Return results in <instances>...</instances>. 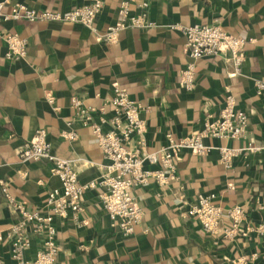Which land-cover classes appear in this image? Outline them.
<instances>
[{
  "label": "crops",
  "instance_id": "obj_1",
  "mask_svg": "<svg viewBox=\"0 0 264 264\" xmlns=\"http://www.w3.org/2000/svg\"><path fill=\"white\" fill-rule=\"evenodd\" d=\"M37 10L67 11L86 0H9ZM123 0H103L94 20L97 32L117 22ZM145 1L152 28H128L115 44H106L79 23L63 21L30 22L10 20L0 23V232L4 235L17 213L8 206L1 190L28 207L42 206L47 191L59 186L49 173L47 161L21 163L19 151L32 140L37 129H46V139L57 157L77 161L80 182L96 180L104 162L97 140L88 126L74 122L75 141L60 137L73 117L70 98L99 107L110 99L113 86L128 90L142 105L140 118L146 122L145 151L165 144V133L178 139L203 127L206 113L216 117L226 88L235 98L236 108L247 115V141L261 147L244 152L230 168L219 161L217 147H240L246 140L204 138L213 148L206 155L181 149L175 155L177 179L159 186L150 180L136 188L137 205L144 212L129 237L121 235L98 202L102 188L87 190L81 199L77 219H55L56 242L62 247L56 264H228L245 257L251 264H264V239L248 230L264 222V94L257 96L253 79L264 81V0H132V13L139 14ZM216 24L225 33L245 38V58L240 73L230 76L232 65L226 55L202 57L195 61L193 89L180 83V73L189 61L185 37L170 24ZM16 32L27 40L24 59L4 58L2 35ZM54 97L51 105L45 99ZM112 110L106 108L109 119ZM97 113L93 119L97 120ZM105 130H109L107 124ZM156 168L155 166H153ZM215 194L222 207L240 205L245 221L232 239L223 229L231 223L221 218L220 230L207 235L199 222L184 215L199 194ZM30 259L41 249L40 236L27 230ZM11 245L0 241L1 264H14ZM251 255L255 258L251 260Z\"/></svg>",
  "mask_w": 264,
  "mask_h": 264
},
{
  "label": "built area",
  "instance_id": "obj_2",
  "mask_svg": "<svg viewBox=\"0 0 264 264\" xmlns=\"http://www.w3.org/2000/svg\"><path fill=\"white\" fill-rule=\"evenodd\" d=\"M121 1L117 9L118 20L109 25L104 32H97L94 20L103 7V0H86L85 3L74 8L61 11L26 6L24 3L11 2L10 11L4 12V6L9 0H0V23L10 20H26L30 22L63 21L79 23L94 32L96 38L106 44H115L119 34L128 28H152L156 23L148 18V6L145 1L140 5L139 14L131 12L130 2ZM171 30L179 31L185 37V47L189 61L180 73V83L186 90L191 91L195 80V61L202 57L226 55L232 65L230 76L240 73L245 58L244 46L246 39L225 33L219 25L199 24L182 25L170 24ZM5 44L4 58L7 60L24 59L27 52V40L16 32H6L2 35ZM257 96L264 94V81L253 79ZM110 99L99 107L84 104L76 96L70 98V107L73 108V117L61 130L60 137L67 141H75L77 133L71 128L74 122L88 126L97 140L102 152L103 163L99 164V176L96 180L80 182L77 174V161L69 158L57 157L52 152V145L46 139V129H37L32 140L27 141L19 151L21 163L47 161L49 173L59 181L58 187L47 192L45 203L39 207H28L22 200H16L7 193L6 182H1V190L7 198L8 206L17 213V219L10 224L3 235L0 232V241L6 239L11 245V259L14 264H56L57 256L62 247L56 242L55 219L72 217L77 219L81 210V199L87 190L102 188L98 195V202L105 210L112 224H116L122 236L129 237L134 227L141 220L144 212L137 205L135 189L147 185L150 180L159 186L169 184L177 179L175 169V154L181 149L189 150L195 155H206L213 147L205 145L204 138H221L246 140L240 147H217L220 153L219 161L225 168H230L233 161L244 152H257L261 147L252 141H247V115L236 108L234 96L228 88L223 98V106L216 117L206 113L203 127L196 133L178 139L170 133H165V144L157 150L145 151L146 140L143 135L146 131V122L140 118L142 105L132 99L126 88L113 86ZM45 99L51 105L54 97L47 92ZM112 110L108 119L106 108ZM97 113V120L93 119ZM109 124L110 129L105 130ZM155 166L156 168H154ZM216 195L199 194L196 202L186 210L184 215L199 222L207 235H215L220 230V220L226 216L231 225L223 229L226 238L232 239L240 225L245 221V212L240 205L222 207L215 203ZM39 235L41 249L33 257L26 259L24 251L30 246L27 230ZM248 230L255 232L264 239V222ZM255 255H251V260ZM1 264V261H0ZM228 264H251L245 257L233 258Z\"/></svg>",
  "mask_w": 264,
  "mask_h": 264
}]
</instances>
